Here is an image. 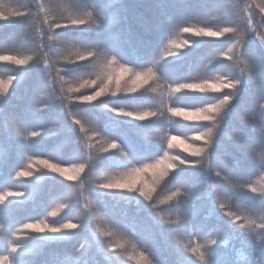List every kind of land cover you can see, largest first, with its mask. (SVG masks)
<instances>
[{
    "label": "trees",
    "instance_id": "trees-1",
    "mask_svg": "<svg viewBox=\"0 0 264 264\" xmlns=\"http://www.w3.org/2000/svg\"><path fill=\"white\" fill-rule=\"evenodd\" d=\"M42 2L50 20L53 15L75 18L88 12L96 19L103 18L102 29H87L81 34L119 55L110 68L81 67L65 72L63 69L69 65L62 57L67 53L53 48L45 67L37 51L41 42L45 50L49 47L47 26L42 17L36 15L41 0H0V3L21 11L31 10L33 14L27 22L19 19L0 21V54L22 56L37 52L38 55V62L28 66L0 61V78L19 77L7 95L0 93V192L25 193L23 197L10 198L5 205H0V222L5 225L0 229V255L8 254V241L12 240L25 245L15 256L24 264H136L130 257L140 251L146 252L152 264H205L187 252L184 245H203L217 238L219 243L212 246L211 252L213 264H264V228L258 227L264 222V193H253L247 187L249 183L259 187V157H255L257 163H254L248 152L254 148L259 153L261 149L259 143H249L246 139L248 136L258 139L264 127L260 108L264 104V65L259 63L263 52L253 41V37L264 35V19L256 7L264 4V0ZM249 5L255 31L247 29L243 45L232 53L234 57H240L239 68L221 55L236 43L231 34L219 38L197 37L182 31L183 27L218 30L233 26L244 32L245 9ZM185 39L190 41L189 47L177 49L176 56L166 55L172 50L173 42L180 43ZM244 61L252 64L251 79L245 72L244 86L233 101L231 113L222 122L211 156L205 157L194 168L182 173L173 172L158 188L155 202L164 219L142 197L114 194L98 188L100 183L126 171L121 166L125 163L121 153L102 150L113 139L130 141L141 157H154L167 150L163 138L176 135L179 138L173 141L175 147L169 150L170 154L187 156L181 142L191 141L197 130L205 131L201 125L206 122L172 116L167 109L184 104L203 106L215 102L214 97L222 93L211 90L188 92V97L199 99L186 98L173 103L168 99L169 84L211 82L224 74L236 75L245 67ZM98 63L103 64V59ZM124 63L136 71L152 67L155 76L136 92L108 93L92 103L68 99L81 93L93 94L97 90L95 85L80 88L79 93H69L68 89L78 87L84 80L96 79L98 75L101 79L109 73L118 75L120 65ZM52 77L54 82H50ZM133 79L131 73L122 76V82L127 81L128 87L132 86ZM113 107L136 111L162 109L163 116L158 114L136 121L114 115L109 111ZM74 118L81 120L84 131L73 122ZM32 131L40 135L32 137ZM195 143L202 144L200 141ZM33 157L65 167L86 162L87 167L78 181H69L43 166L38 170L34 167L31 177L16 178V172L26 168ZM214 170L227 176L237 187L216 177ZM241 184L245 186L240 187ZM177 189L180 196L171 203H164L166 196ZM220 203L225 204L224 209L220 208ZM61 204L68 207L61 209ZM228 211L256 223L251 227H240L243 222L227 216ZM52 212L56 215H50ZM37 220L57 226L72 222L81 227L54 236L33 231L21 232L16 238L11 236L22 223ZM106 232L112 235H104ZM119 243L125 244V248L113 252L109 245Z\"/></svg>",
    "mask_w": 264,
    "mask_h": 264
},
{
    "label": "snow or ice",
    "instance_id": "snow-or-ice-1",
    "mask_svg": "<svg viewBox=\"0 0 264 264\" xmlns=\"http://www.w3.org/2000/svg\"><path fill=\"white\" fill-rule=\"evenodd\" d=\"M256 7L259 9L261 19H264V4H258ZM38 11L36 15L42 17V22L47 26V40L49 42V47L45 50V45L41 42L37 46V51L39 57H42L43 64L45 67L48 66V57L50 52L53 51V48H59L62 52L67 53L63 55V59L68 61V65L63 71L69 72L76 68H87L93 66L99 67H108L110 68L117 60L118 52L112 50L108 46H102L99 43H93L81 34L87 29L95 28L100 30L103 28V18L96 19L93 16L92 12H88L83 17L75 18H65V17H56L52 16L51 20L49 19V14L44 7V4L41 0V3L37 5ZM245 31L242 32L239 27L225 26L218 30H214L210 27H183L182 31L184 33H192L197 37H224L226 34H231L236 38V43L232 47L228 48L227 51L222 52L221 55L224 56L229 62H232L237 68H239L240 57H234L232 55L234 49L238 46H242L244 43L245 35L247 34V29H254V18L252 14V7L249 5L245 9ZM33 18L31 10L21 11L16 7L11 5H5L0 3V21H11V20H22L29 21ZM60 30V31H56ZM43 39V37L41 38ZM261 46H264V35H261L259 39ZM79 45V47H77ZM190 46V41L185 39L180 43L172 44V50L166 53L167 56H176L177 49L186 48ZM103 59L104 63L99 64L100 59ZM0 61L11 62L16 66H28L31 63L38 62L37 52H33L27 55H13V54H0ZM260 65H264V53H261L260 56ZM245 67L240 68L238 74H224L215 78L214 81L203 80L199 83H180L174 82L169 84L168 90V99L173 103L182 101L186 98L188 99H199L198 97H188V92H200L204 93L209 90L212 92H221V96L214 97L215 102H208L203 106H197L196 104H184L182 107L172 106L167 109L172 116H183L186 120L195 119L197 121H204L206 123L201 126L206 129L205 131L197 130L196 134L192 137V140L184 143L181 142V148L184 153H187V156H182L177 153L176 155H171L170 151L175 146L173 144L174 140H177L179 137L176 135H167L163 139L166 140L167 150H163V154H157L154 157H141L138 154V150L135 145L126 139L117 140L113 139L110 143L107 144V147L103 148L104 152L109 150H117L125 157V163L121 166L126 169L122 175L116 177L112 180H109L104 183H100L98 188L102 191H108L112 193H128L134 194L135 196L142 197L144 201H147L148 204L156 210V214L160 216L161 219H164L158 204L155 202L156 194L158 188L166 178L170 176L173 172L179 171L184 172L185 169L194 168L201 163L205 157H210L212 151L215 149L219 136L220 128L222 122L227 119L229 114L232 111L233 101L237 97V93L244 86V73L247 72L249 79H251V67L248 61H244ZM125 73H131V76L134 77L132 81V86H127V81L122 82V76ZM51 76V74H49ZM59 75V72L57 73ZM155 72L152 67L147 68L146 70L136 71L130 69L126 63L121 64L119 68V74L113 76L111 73L105 79H101L98 75L96 79L84 80L78 87H70L68 89L69 93H79L80 88H83L88 85H95L97 90L91 95L80 94L78 96H69L68 99L75 100L79 103H92L96 101L99 97L104 96L108 93L111 95H116L118 92H136L138 88L142 85L147 84L149 80L153 79ZM19 79L17 75H8L7 78H0V93L7 95L11 86ZM63 79V76H61ZM55 78L52 77L50 82H54ZM227 89L228 91H224ZM156 91V89H152ZM183 94V95H177ZM173 97L175 99L173 100ZM163 103V94L161 93V101ZM261 108V118L264 119V104L260 105ZM185 109H192L188 112ZM114 115L124 118H131L136 121H144L149 117H157L158 114L163 116L162 109L145 110V111H136L128 110L124 107H113L109 109ZM73 122L76 125L80 126L81 131H84V125L81 120L75 119ZM32 137L40 135L37 131H32L30 133ZM97 136L100 135L99 132L96 133ZM247 141L249 143H259L260 152L257 153L254 148L248 152L250 159H253L254 163H257L255 157L258 156L257 166L260 169L259 175V187L252 184H247V187L253 193H264V127L261 129V135L257 139L253 136H248ZM202 142L201 145H197L195 142ZM163 149V144L161 145ZM192 157L193 159H189ZM39 166H43L44 169L56 173L59 176L69 180V181H78L80 174L83 173L87 167L86 162L71 163L67 167L62 166L60 163L50 162L48 159L40 158H30L26 168H23L16 172V178H28L33 175L34 167L38 170ZM211 167V165H208ZM214 174L216 177H220L225 180L231 187L235 188L237 185L232 183L229 178L223 175L220 171H215ZM150 179H145L149 177ZM244 184H241L240 187H244ZM213 192L216 193L217 190L213 188ZM180 190L171 192L164 199V203H171L176 198L180 196ZM25 195L22 191H13L5 190L0 192V205H5L6 201L10 198H19ZM219 194L217 193V199H219ZM68 207L67 204H61L60 208ZM225 204L220 203V208L224 209ZM85 209L87 210V204H85ZM50 215L55 216L56 212L50 213ZM226 215L233 218L236 222H243L240 224V227H251L255 225L254 220L246 219L244 215L237 214L233 211L226 212ZM264 220V218H262ZM4 224L0 222V229L4 228ZM78 227H81L79 224H74L72 222L62 223L60 225H49L44 221H34L22 223L15 231L11 232V236L16 238L19 236V233L28 231H33L37 233H48L51 235L62 234L66 230H74ZM97 227H99L97 225ZM260 228H264V222L258 225ZM106 236L112 235L110 232L104 233ZM219 243L217 238L208 240L205 244L197 243L195 246L184 245V248L192 256L196 257L197 260L205 262V264H213L211 258L212 246H215ZM9 248L7 255H0V264H24L23 261H17L15 256L21 250L25 248V245L22 243H16L12 240L8 241ZM81 248L84 245L80 246ZM110 249L115 252L120 249L125 248V244H110ZM130 259L135 260L136 264H152L149 256L145 251H140L138 255L130 257Z\"/></svg>",
    "mask_w": 264,
    "mask_h": 264
},
{
    "label": "rangeland",
    "instance_id": "rangeland-1",
    "mask_svg": "<svg viewBox=\"0 0 264 264\" xmlns=\"http://www.w3.org/2000/svg\"><path fill=\"white\" fill-rule=\"evenodd\" d=\"M262 47V49H263V46H261Z\"/></svg>",
    "mask_w": 264,
    "mask_h": 264
}]
</instances>
